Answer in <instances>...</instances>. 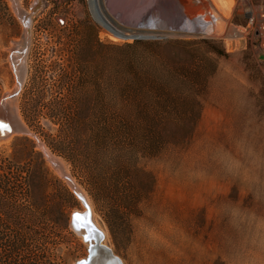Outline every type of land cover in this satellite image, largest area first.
Masks as SVG:
<instances>
[{"label": "rangeland", "instance_id": "374dc122", "mask_svg": "<svg viewBox=\"0 0 264 264\" xmlns=\"http://www.w3.org/2000/svg\"><path fill=\"white\" fill-rule=\"evenodd\" d=\"M33 1L18 0V6L29 12ZM260 4L264 7V0H38L31 13L17 114L62 160L106 243L125 264H264ZM231 27L239 34L228 32ZM21 30L10 0H0V98L16 83L8 58ZM135 37L183 44L165 47V57L201 78L193 87L181 86L180 100L195 96L191 109L197 115L161 127L164 143L155 156H102L97 169L106 178L117 177L122 162L143 171L95 187L54 149L60 128L46 113L56 102L69 104L70 85L81 76L82 64L93 74L103 64L112 70ZM89 130L79 127L83 141ZM8 137L0 139V154L27 171L31 201L47 206L52 219L65 205L67 216L57 221L66 228L56 237L47 233L49 251L75 264L86 254V242L71 228L70 215L84 204L33 137Z\"/></svg>", "mask_w": 264, "mask_h": 264}, {"label": "trees", "instance_id": "16d2710c", "mask_svg": "<svg viewBox=\"0 0 264 264\" xmlns=\"http://www.w3.org/2000/svg\"><path fill=\"white\" fill-rule=\"evenodd\" d=\"M179 46L183 48L182 43L165 38L135 37L126 45L130 52L116 56L112 70L103 64L93 74L82 64L81 76L74 87L70 85L69 104L56 102L46 113L60 128L54 149L85 173L93 186L107 187L122 178V173L143 171L122 162V172L106 178L97 169L102 156L117 160L137 153L155 156L164 143L161 127L197 115L191 109L195 96L180 100L181 86L193 87L201 78L190 73L187 65L178 66L173 56L165 57V47ZM209 48L222 54L213 44ZM82 126L90 129L86 141L79 131ZM26 173L24 167L0 154V264H69L68 259L59 261L49 251L47 236L56 237L66 228L57 221L66 218V207L60 204L54 219L46 215L47 206L37 207L29 197Z\"/></svg>", "mask_w": 264, "mask_h": 264}, {"label": "water", "instance_id": "95a60500", "mask_svg": "<svg viewBox=\"0 0 264 264\" xmlns=\"http://www.w3.org/2000/svg\"><path fill=\"white\" fill-rule=\"evenodd\" d=\"M15 5L16 0H12ZM38 5V0H34L30 5V11L26 12L25 10H18L15 12L22 24V30L20 34V38L22 39V44L19 49H11V53L9 54V61L11 64V68L16 75V83L15 88L9 92L8 94H3L0 98V136L3 137L7 134H23L30 137H33L35 141V145H39L40 147H44L43 143L37 138V136L32 133L24 123L20 120L16 106L14 105L17 93L21 84L23 82L26 67H25V57L29 41V25H30V15L34 11L35 7ZM21 13V14H20ZM15 47V46H14ZM19 54L20 61L18 64L14 65L15 62L14 56ZM5 110L8 111V115L5 114ZM42 155L48 153L41 150ZM50 153V152H49ZM51 155V153H50ZM59 163V162H58ZM60 165V163L58 164ZM61 166V165H60ZM62 168V166H61ZM65 178H69L67 174H63ZM74 191L77 193V188L73 185ZM80 195V194H79ZM84 201V198L80 196ZM83 210L73 211L70 215V226L71 228L80 236L82 234L79 232L80 229H84L86 233L83 234L82 238L85 241L87 239V232L91 233L92 243H89L87 246L86 254L81 258L76 260L75 264H121L120 258L118 255L113 254L110 247L105 244H101L103 240L102 232L96 228L93 224L92 215L88 205L84 202ZM79 214V215H76Z\"/></svg>", "mask_w": 264, "mask_h": 264}, {"label": "bare ground", "instance_id": "6f19581e", "mask_svg": "<svg viewBox=\"0 0 264 264\" xmlns=\"http://www.w3.org/2000/svg\"><path fill=\"white\" fill-rule=\"evenodd\" d=\"M10 3H11V5H12V7L15 9V12L18 10L19 12H21L20 10V8H19V6H18V0H16V3H15V5L13 4V1L12 0H10ZM20 9V10H19ZM23 10V9H22ZM26 11V10H25ZM26 12H28V11H26ZM33 13V12H32ZM21 14V13H20ZM132 32H133V30H131ZM142 32V31H141ZM228 32H232L233 33V35H237V34H239V29H237V28H233V27H231V29L228 31ZM139 34V33H138ZM21 44H22V39L21 38H19L18 40H16L15 42H14V45H13V47L12 48H14V49H19L20 47H21ZM15 46V47H14ZM12 48H10L9 50H11ZM27 52V51H26ZM16 54V53H15ZM19 54H16L15 56H14V62H15V64L14 65H16V64H18V62L20 61V59L22 58L21 56V58H19ZM24 57H25V55H24ZM14 88H15V86H14ZM13 88V89H14ZM9 93V92H8ZM8 93H5V94H8ZM14 105H15V103H14ZM5 114H7L8 115V111L7 110H5ZM10 137V135L9 134H7V135H4L3 137H1L0 136V139L1 138H6L7 139V137ZM8 137V138H9ZM37 147H39L42 151H44L45 152V150L48 152V153H45V158L47 159V161L49 162V164H51L53 167H55V170H56V173L58 172L61 176H62V178H64L66 181H67V183L69 184V186H70V188L73 190V192L75 193V195L80 199V201L82 202V204H84V202L86 203V201H88L87 199H86V197H85V195H84V193H83V191H82V189L80 188V186L77 184V183H75V181L73 180V178H72V176L70 175V173L67 171V169H66V167H65V165H64V163L62 162V160L58 157V156H56V155H54V154H52L47 148H46V146H44V147H40L39 145H37ZM51 153V155H50V153ZM60 163V165L62 166V168H61V166L60 165H58L59 163ZM63 174H67V176H69V178L67 179V178H65L64 176H63ZM73 185L77 188V190H78V192L76 193L75 191H74V189H73ZM80 194V195H79ZM80 196H82L83 198H84V201L81 199V197ZM90 208V207H89ZM91 209V208H90ZM92 220H93V218H92ZM93 224L96 226V228L97 229H99L100 228V226L96 223V222H94V220H93ZM100 231L102 230L101 228L99 229ZM103 231V230H102ZM101 231V232H102ZM79 232L82 234V236H83V234L84 233H86V231H84V229H80L79 230ZM102 234H103V232H102ZM105 234V233H104ZM87 237V239H85V242H86V250H87V246L89 245V243H92L93 242V240L91 239V233L90 232H87V235H86ZM106 237V236H105ZM104 238V237H103ZM101 244H105V245H107L108 247H110L111 248V250H112V253L113 254H115L114 253V251H113V249H112V247L108 244V243H106V241H105V238L101 241ZM120 258V261H121V264H125L124 263V261H123V259L121 258V257H119Z\"/></svg>", "mask_w": 264, "mask_h": 264}, {"label": "built area", "instance_id": "2783aa9c", "mask_svg": "<svg viewBox=\"0 0 264 264\" xmlns=\"http://www.w3.org/2000/svg\"><path fill=\"white\" fill-rule=\"evenodd\" d=\"M263 10H264V7H262V4H260V5H259V15H260L261 17H264V12H263ZM260 24H262V25H261V28H262V31L264 32V19H262V20L260 21ZM262 41L264 42V37L262 38Z\"/></svg>", "mask_w": 264, "mask_h": 264}, {"label": "snow or ice", "instance_id": "6c2138e0", "mask_svg": "<svg viewBox=\"0 0 264 264\" xmlns=\"http://www.w3.org/2000/svg\"><path fill=\"white\" fill-rule=\"evenodd\" d=\"M76 215H79V214H76Z\"/></svg>", "mask_w": 264, "mask_h": 264}]
</instances>
